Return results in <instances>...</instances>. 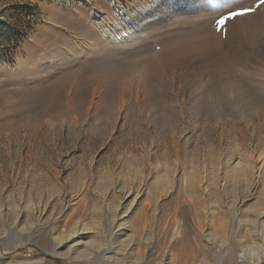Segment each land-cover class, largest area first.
<instances>
[{
    "label": "rangeland",
    "instance_id": "374dc122",
    "mask_svg": "<svg viewBox=\"0 0 264 264\" xmlns=\"http://www.w3.org/2000/svg\"><path fill=\"white\" fill-rule=\"evenodd\" d=\"M263 6L264 0H0V264H26L14 258L17 253L42 255L38 264H78L63 255L43 253L39 243L45 241L16 230L24 224L23 217L30 219L28 204L40 197L48 199L57 214L59 203L52 204L51 197L80 192L74 214L99 221L100 198L113 216L121 197L129 200L139 193L145 199L136 216L135 238H148L163 249L169 248L174 230L181 236L188 233L190 239L206 222L213 234L221 233L222 222L224 230L236 229L240 222L234 212L242 199L247 205H264V96L253 84L244 91L231 76L238 72L231 69L229 74L226 68L233 64L232 55H246L251 65L260 64L258 54L252 56L248 50L256 36L235 30L246 26L244 18L264 12ZM247 8L252 11L229 15ZM100 13H106L104 22L111 23L110 29H146L151 44L131 50L132 62L118 55L120 51H96L102 40ZM81 34L89 36L87 45L96 52L76 58L83 46L77 39ZM238 38L240 56L237 48H228ZM148 48L157 51L150 61L154 55L159 56L154 60L164 54L171 57L166 64L170 66L157 63L162 70L146 76L147 89L163 97L156 114H139L131 95L125 97L123 120L79 111L76 103L86 107L94 89L99 93L93 95L96 100L112 97L117 102L121 91L132 94L129 85L138 74L133 70L141 63L139 57L146 61L142 50ZM108 71L113 76L102 79L101 73ZM69 75L79 76L76 86ZM205 78L215 81L216 97ZM119 84L124 85L121 91ZM66 101L73 107H63ZM41 108L46 109L45 118L57 119L52 127L32 121ZM180 173L184 177L178 183ZM257 264H264V257Z\"/></svg>",
    "mask_w": 264,
    "mask_h": 264
},
{
    "label": "bare ground",
    "instance_id": "6f19581e",
    "mask_svg": "<svg viewBox=\"0 0 264 264\" xmlns=\"http://www.w3.org/2000/svg\"><path fill=\"white\" fill-rule=\"evenodd\" d=\"M262 9H264V6ZM100 14H102L101 15L102 17L99 15H96V17H99V18L101 17V20L103 21L102 24L100 23V25H97L100 27L101 35H102L101 36L102 40L100 39L101 40L100 46L97 45L96 46L97 50H96V48H94L92 45H87V44H89L87 42V39L89 36L81 34L80 37L77 39H78V42L81 43L83 46L82 47L80 46L81 52H80V55H78V56L76 55V58L82 57V55H85L87 52L93 53V52H96L98 50H101L102 52L108 51L111 53H116L117 51H120L121 53L118 52V53H120L118 55L123 56L124 60L129 61L130 59H128V57L130 56L129 52L131 50H137L136 49L137 47L140 48V46L147 44L151 40L149 38V35L146 32V29H140V30H136V29H132V28L130 29L126 26L122 27L121 24L120 25L122 28L118 25H115V26H113L114 29H110L109 28L110 25H108V24H111V23L108 21L104 22L106 20L104 18H106V17L103 15H106V13H104V14L100 13ZM107 14H108V12H107ZM251 15H249V17L247 16L248 18H244L245 21L247 22L246 26H244L245 24H242L243 25V26L241 25L242 27L239 26L238 28H236L237 30H235L236 31L235 33L236 34L242 33L244 30H246V31H248V33L251 32L250 36L253 34L256 36L255 39L252 37L253 38L251 40L252 43L250 44L252 47L250 49L248 48V50L250 51V53H249L250 55L252 53V56H253L254 52L256 54H258L257 56L259 57V61H260L259 63L260 64L251 65L250 64L251 62L249 60L245 59L244 56H246V55L238 57V58L236 57L235 59L232 55L231 56L232 58H230V59H231V62L233 61L232 62L233 64H230L231 66H229V67H226V66L225 67L229 68L230 71H231V69L234 70L235 73L238 72V74L236 73L237 75L232 74L233 71H231V73H229V74H232L231 76L235 77L234 79H233V77L232 78L229 77V78L235 80L237 82V83L235 82L236 84L243 87V89L245 87H247L248 85L253 84L259 90V92H258L259 96H264V78H262V77H264V39H263V36H264V12H262V11L256 12V13H253ZM98 22H100V21H98ZM88 25H89V23H88ZM99 27H97V28H99ZM108 28L110 30H108ZM83 37L86 40H84ZM99 38H100V36H99ZM233 40H235V39H233ZM227 41L229 42L230 40H227ZM149 44H151V43L149 42ZM173 44H175V43L173 42ZM168 45L172 46L171 44H168ZM168 45L166 44L163 46H168ZM90 46H92L93 48ZM154 46H156V45H154ZM160 46H162V45H160ZM208 46H209V44H208ZM216 47L214 50H216ZM233 47L235 49L237 48V50H238L237 54L240 56L239 53H241V42H240L239 38L235 40V45H234V43L233 44L229 43V46H228L229 50H230V48H233ZM151 50H153V48H151V49L148 48V49L142 50L143 54H144L142 56L146 59V61H144L143 58L140 59V57H139L138 60L141 61V63L139 65H136L137 69L135 68V70H133V71H137V73H138V74L136 73L137 74L136 75L137 80L132 82L133 86H132V84L129 85V86H131L129 88H132L130 90H133V93L130 91L129 92L132 93L133 95L128 94V93L127 94L123 93V91H121V90H123L124 85L122 86L119 84V88L121 91L119 94L121 95V97L119 96V99L117 100V102H115L113 100L115 98H112V97H110V98L106 97L105 99L96 100L93 97V95L99 94V93L96 89H94L92 97L87 101L88 103H87L86 107H84V106H83V108L80 107L78 105V102L76 101L77 102L76 104L79 108V111L83 112L85 114L92 113V115H96V112L99 111V113H101L102 117H110L111 115H114V117L116 119L123 120L126 117L125 112H127V111H125V102L127 101L125 97L126 96L130 97V95H131V97H133L134 101L137 102V105H138L137 112H139V114H142V115L149 114L150 115L151 112H153V114H154L155 113L154 110H156L157 105L159 103H161V102H159L160 100L158 101V99L159 98L161 99L163 97L158 96L156 93H154L152 88L147 89L148 79L146 78V76H152L153 74H155L157 72V69H160L159 67L158 68L156 67L157 63H159V64L161 63V65H159V66L165 67V65L170 62L169 59H171V57L169 56L170 54L169 55L164 54V56H162V57L160 56V60H158V58L157 59L155 58V60H154V57L156 56V55H154V57L151 58V61H150L148 59L149 56H153V54L157 52L155 48L152 51L153 53H151ZM142 51H140V52H142ZM162 51H163V49H162ZM208 51H209V49H208ZM243 51H244V49H243ZM137 55H138V53L135 54L134 56L136 57ZM130 58H133V57H130ZM136 60L137 59H135L133 61L138 62ZM167 66H170V65H166V67ZM166 69H168V68H166ZM160 70H162V68ZM210 73L213 74L212 72H210ZM255 74L262 76L261 77L262 80L257 81V80H260V78L256 79V80L253 79L254 78L253 75H255ZM112 76L113 75L110 74L109 71L105 74L101 73V75H100V77H102V79H105V80H107V78H111ZM157 76H155V77H157ZM73 77H74V75H72V77H71V75H69V77H67V78H68V80L70 78H72L70 81L72 84H75V86H76L77 83L79 82V76L76 77V75H75V77L74 78ZM123 77H124V75H123ZM210 80L211 79L206 80V78H205L204 84L205 83L208 84L207 87L209 86L208 88H209L210 94H212L213 96L218 95L219 93L217 94L215 92V86H214L215 81L212 79V81H213V83H212V81L210 82ZM108 81H109V79H108ZM128 81H126V82H128ZM130 81H131V79H130ZM153 81L155 82V80H153ZM122 83H123V81H122ZM233 83H234V81H233ZM236 84H235V87H236ZM150 86H152V85H150ZM240 86H238V87H240ZM232 89H234V88H232ZM237 89H239V88H237ZM114 90H116V89H114ZM126 90H127V88H126ZM246 90H247V88L244 89V91H246ZM239 92L241 93V91H239ZM243 92L241 95L244 97ZM176 96H177V94H176ZM242 96H241V99H242ZM226 98H225V100H226ZM230 98H232V97H230ZM246 98H247V96H246ZM246 98H243V99L246 100ZM142 99H145L144 101H146V102L144 103L142 101ZM240 101H242V100L239 99V102ZM46 103H48V102L46 101ZM69 103L70 102L66 101V103L63 105V107L72 108L73 106ZM51 105H52V102H51ZM144 105H147V108H149V109L143 110L142 107H144ZM182 106L183 105L181 103L179 105L178 109L180 110L182 108ZM54 107L58 108V106H54ZM45 110L42 109L39 113H37L36 117L34 116L32 121L36 122L37 125H44L47 127H52L56 123L57 119H55L52 116L51 117L48 116L49 118H45V116L43 114V112ZM144 111H146V112H144ZM52 113H54V112H52ZM85 118H87V117H85ZM162 118H163V116H162ZM59 120H60V118H59ZM63 120H65V117ZM65 122L67 123V121H65ZM72 122L75 123L76 121L74 122V120H73V121H71V123ZM68 124H70V123H68ZM66 126H68V125H66ZM149 163L150 162H148V166H149ZM143 175H145V181H147L148 176H149V172H147ZM183 175L180 173L177 176L176 181L178 183H181V180L184 177ZM129 190H130V188H129ZM81 195H80V192H78L74 195L64 194L61 197L58 196L57 198L51 197V201L53 202L52 204H55L57 202L59 203L60 207L58 206L59 209H58L57 214L55 212L51 211V209H50L51 207L49 208V200L46 199L45 197H43L45 199H40L41 198L40 197L38 201L36 200L37 201L36 203L28 204L30 211L28 213L26 211V215L29 214L30 219L25 220V217H23L22 222L24 224L22 225V227L20 226L19 229L16 227V230H18V231L21 230L24 233V235H27L29 237H39L38 239H40V240L42 239L41 243H43L45 241L44 244H40L38 242L43 253H46V254L50 253V254H54V255H63L69 259L76 260L78 262V264H148L149 260L147 261V258L153 254H155L153 258L149 257L150 258L149 262H151V264H257L264 257V205H260V204H256L255 206L254 205H247L246 200L242 199L237 203L236 211L234 212L235 213L234 217L235 218L238 217V223L240 222L239 224L236 223L237 224L236 229L233 228L228 232V231L224 230L225 223L222 222V225L220 227L221 233L213 234V232L211 231L210 227L208 226V224L206 222L205 228L202 229L201 226H198L196 229L197 231L194 232V237L193 238L190 237V239L187 235L188 233L184 232L183 235L181 236L179 229L174 230L173 232L170 233L169 239L167 241V242H169V245H168L169 248L163 249L162 245L157 244L154 246L153 244H151L147 240L148 238L147 239L146 238L141 239L140 237L139 238L137 237V239L135 238L136 234H137V228H136L135 223L138 222L136 216H137L139 209L142 208L141 206L144 205L143 202L145 199V197H144V199L141 197V194L138 193L135 196L131 197V199H129V200H127L126 195L121 197L122 198V201L120 204L121 206L118 210L113 212L114 214L112 213L113 216L109 215V212H108L109 207H108V204L106 203L105 199L100 198V203L102 204V206H101V210L99 211V214L101 215V217H99V219H100L99 221H96L97 219L95 221L94 220L88 221L85 219H81V218L77 217V215L74 214V210H76V206H80L79 204L81 202ZM25 200L27 202V199H25ZM14 204H16V203L14 202ZM158 204H159V202L156 201L154 205H158ZM11 205H12V203H11ZM17 205L13 206L14 210L16 209ZM250 206L254 207L253 210L254 209H256V210H254L253 212H249V210H247V208H249ZM22 208H23V206H22ZM114 208H115V206H114ZM10 209L11 208H9V210ZM6 212H7V210H6ZM12 212H13V210H12ZM20 216H22V213ZM23 216H25V214ZM240 217H243V218L240 219ZM27 218H28V216H27ZM199 227H201V229L198 230ZM260 229H262L263 231L260 232ZM36 239L34 238V240H36ZM37 240L34 242H37ZM27 241H26V243H28ZM14 244H16V243H14ZM152 249H154V250H152ZM3 254H6L7 256L10 255L9 252H7L5 249H3ZM13 256H14V258L15 257L19 258L22 262H24L26 264H38V263L42 262V260H43L42 255H31L30 253H26V254H18L17 253Z\"/></svg>",
    "mask_w": 264,
    "mask_h": 264
},
{
    "label": "snow or ice",
    "instance_id": "6c2138e0",
    "mask_svg": "<svg viewBox=\"0 0 264 264\" xmlns=\"http://www.w3.org/2000/svg\"><path fill=\"white\" fill-rule=\"evenodd\" d=\"M252 11V9L247 8V9H241L240 11H235V12H230L229 15L230 16H236V15H243L246 12ZM227 19V17L222 18L221 20L217 21V23H223L224 20Z\"/></svg>",
    "mask_w": 264,
    "mask_h": 264
},
{
    "label": "trees",
    "instance_id": "16d2710c",
    "mask_svg": "<svg viewBox=\"0 0 264 264\" xmlns=\"http://www.w3.org/2000/svg\"><path fill=\"white\" fill-rule=\"evenodd\" d=\"M48 258V257H47Z\"/></svg>",
    "mask_w": 264,
    "mask_h": 264
}]
</instances>
